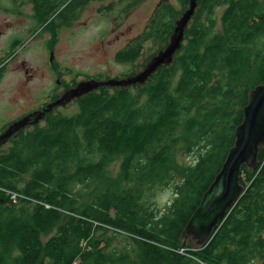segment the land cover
I'll return each instance as SVG.
<instances>
[{"label": "trees", "instance_id": "trees-1", "mask_svg": "<svg viewBox=\"0 0 264 264\" xmlns=\"http://www.w3.org/2000/svg\"><path fill=\"white\" fill-rule=\"evenodd\" d=\"M179 1L181 10L159 8L123 59L150 39L167 45L188 8ZM197 8L172 63L146 84L92 90L75 114H48L0 151V192L25 197L0 193V264H264V150L258 169L242 167L244 193L208 244L177 252L248 92L264 81V0H197ZM172 184L179 198L158 217L150 195Z\"/></svg>", "mask_w": 264, "mask_h": 264}, {"label": "flooded vegetation", "instance_id": "flooded-vegetation-1", "mask_svg": "<svg viewBox=\"0 0 264 264\" xmlns=\"http://www.w3.org/2000/svg\"><path fill=\"white\" fill-rule=\"evenodd\" d=\"M139 1L140 0H136V4H134L131 0H118L117 2H112V0H6L5 4L0 5V86L1 83L6 80L7 76L11 75L12 79L9 82V91H15V94H17L16 96H19L25 100H31L32 80L36 79L38 76H41V79L46 78L49 80V89L48 92L45 93L46 99L38 102L40 107L29 111L30 113L24 111L26 115L23 114L21 117L19 116L17 119L10 122L9 125L0 131V136L5 133L8 128L16 121L28 116L29 114L44 110L48 105L50 96L52 97V100L50 101L49 105L55 103L61 97L66 95L68 91L74 89L79 84L78 79H73L70 75V66L72 65L67 63L65 65H61L65 62H63V60L57 56L58 44L60 42L61 35H63L66 31L73 30V27L86 28V30L90 28H96L93 27L94 24L97 27H102V30L100 31H105L107 29V27H104V23H108V27H119L122 23L126 22L123 18V15H126L128 11V14L131 12L134 15V11H136ZM175 1L178 3V7H175V11L181 10L180 1ZM161 6L162 3H159L156 7H154V15L149 20V22L159 14L157 11ZM197 11L198 8H196V12ZM87 15H93L96 17L93 20H85L80 26H78V24L81 22L80 18ZM16 17L21 18L25 23L16 27ZM112 17L117 18L113 24L110 22ZM91 22H93V24L89 25ZM173 23L174 26L175 20ZM12 28L14 29L15 34L14 39L11 41L9 46L5 47L3 44V39L5 38L7 31ZM145 30L139 37L128 40L124 46L117 49L118 51H116L115 55L113 56V61L116 65L125 66L126 71L124 73L125 75H123V78H118L115 76V79H124L127 76H134L136 74L132 73V67L129 65H135V61L140 58L142 55L141 51L143 44L141 45V49L138 51V56L132 61L123 59L122 52L129 49L130 47H133V45H136L144 35ZM71 32L73 33V31ZM30 41L40 42L37 53L42 58V60L40 67L36 70L28 68L24 60L19 59L18 61V58H20L19 56L27 51ZM122 42L123 39H120L119 44L122 45ZM149 59H151V57ZM43 64L47 65V71L52 73V76H43L46 73V71H44ZM126 66L130 68L128 70L131 72L128 75H126ZM32 73H35V75ZM110 77L111 76L108 75L102 67L93 74L86 75L83 80L106 81L110 79ZM136 85H132L128 88L131 89ZM77 99L78 98H73L70 102L65 104V107L67 108L74 105L77 110ZM63 107V105L54 106L49 113H46L44 117L36 123H32L36 117L33 115L26 125L13 132L3 141H0V149L4 148L5 146L6 148L12 146L34 127H42L41 125L45 124L46 116L48 114H53L55 111L56 114L53 115L61 114L59 111L62 110ZM27 128H30V130L26 131Z\"/></svg>", "mask_w": 264, "mask_h": 264}, {"label": "water", "instance_id": "water-1", "mask_svg": "<svg viewBox=\"0 0 264 264\" xmlns=\"http://www.w3.org/2000/svg\"><path fill=\"white\" fill-rule=\"evenodd\" d=\"M196 8L197 0H189L188 8L175 21L174 31L163 49L160 50L152 39L143 44L145 52L135 61L136 74L134 76H127L124 79L113 78L106 81L79 79L77 87L68 91L55 103L13 123L0 136V141L26 125L33 115L36 117L32 123H36L54 106L63 105L62 109H64L65 104L73 98H79L99 87L126 88L136 84H146L150 76L159 67L171 64L174 54L182 48L184 31L191 26ZM150 57L151 59H149ZM120 78H123V75ZM260 150H264V81L247 94V103L242 108V120L234 129V143L229 148L220 170L203 193L198 207L182 230L180 235L181 248L186 247L195 251L201 250L208 244L215 234V228H218V225L222 223L225 216L244 193V186L240 182L242 167L246 166L249 171L256 170Z\"/></svg>", "mask_w": 264, "mask_h": 264}, {"label": "rangeland", "instance_id": "rangeland-1", "mask_svg": "<svg viewBox=\"0 0 264 264\" xmlns=\"http://www.w3.org/2000/svg\"><path fill=\"white\" fill-rule=\"evenodd\" d=\"M0 5L6 3V0H0ZM118 0H112V2H117ZM134 4H136V0H131ZM128 3V2H127ZM170 4L174 7H178V3L175 0H140L139 4L136 8V11L133 13L127 12L126 15H123L125 23H122L119 27H108L106 23H104V27L107 29L105 31L102 30V27H97L95 24L93 27L86 30V28H76L73 27V30L66 31L63 35H61L60 42L58 44V52L57 56L60 57L63 62L61 65L70 64V75L73 79H83L86 75L93 74L94 72L98 71L100 68H104V71L110 75V79L115 78L117 76L120 78L122 75H125V66L116 65L113 61V56L115 55L117 49L122 47L126 44V42L130 39H134L139 37L142 32L147 28L149 20L154 15V7L157 4ZM223 7L217 8L213 14L216 19V25L214 26L213 30L219 31L220 30V17L222 14ZM89 16V17H88ZM114 16V15H113ZM96 16L87 15L82 16L80 18V23L78 26L82 24L85 20H93ZM116 17H112L110 19L111 24L114 23ZM205 20V19H202ZM5 21V19H4ZM105 22V21H104ZM148 22V23H147ZM203 22V21H202ZM25 23L22 21L21 18L16 17L15 25L18 27L19 25ZM93 24V22L89 23V25ZM99 30V32H98ZM73 31V33L71 32ZM14 29H10L7 31L4 41V46L7 47L10 45L11 41L14 39ZM120 39H123L122 45L119 44ZM151 40V39H150ZM29 46L27 47V51L19 56L18 58L24 60L28 66L33 70H36L40 67L42 58L38 55V45L40 42L37 41H30ZM144 44V43H143ZM183 44V42L181 43ZM143 46V45H142ZM24 52V51H23ZM22 52V53H23ZM145 52L144 46L142 47L141 54ZM132 67V73L136 72V63L135 65H129ZM127 72L126 74H130V69L126 66ZM44 71L46 73L43 76H52V73L47 71V65L43 64ZM94 71V72H93ZM38 72V71H36ZM35 75V73H32ZM38 76L36 79L32 80L31 82V100H25L19 96H16L14 92L9 91V82L12 79L11 75L6 77V80L1 83L0 86V131L4 129L10 122L17 119V117L25 114V112L30 113L35 108H39L41 100H45V93L48 92L49 84L46 78H40ZM52 97H49L48 105ZM37 104V105H36ZM36 105V106H35ZM47 105V106H48ZM42 106V105H41ZM33 107V108H32ZM76 108L74 105L70 107H65L64 109L60 110L59 112L61 115L70 116L76 113ZM56 114V111L53 113ZM42 127L44 125H41ZM29 128L26 129V131ZM9 147L1 148L0 151H7ZM189 157L181 156L179 157V161H189ZM116 167V166H115ZM163 190L157 188L153 191V194L150 195V199L153 201V198L158 194L162 193ZM34 206V205H33ZM96 225V223H95ZM110 229L109 232H111ZM184 249H188L186 247L179 248V252H182L181 255L184 254Z\"/></svg>", "mask_w": 264, "mask_h": 264}, {"label": "clouds", "instance_id": "clouds-1", "mask_svg": "<svg viewBox=\"0 0 264 264\" xmlns=\"http://www.w3.org/2000/svg\"><path fill=\"white\" fill-rule=\"evenodd\" d=\"M195 163H198V160ZM195 163L191 166H195ZM175 187V184L169 185L164 188L162 193L153 198V210L158 214V217L165 214L179 198V193L175 190Z\"/></svg>", "mask_w": 264, "mask_h": 264}, {"label": "bare ground", "instance_id": "bare-ground-1", "mask_svg": "<svg viewBox=\"0 0 264 264\" xmlns=\"http://www.w3.org/2000/svg\"><path fill=\"white\" fill-rule=\"evenodd\" d=\"M165 18H166V17H165ZM170 20H171V19H170ZM167 22H168V21H167ZM147 23H148V22H147ZM78 25H79V24H78ZM185 31H187V30H185ZM52 34H53V33H52ZM185 36H186V35H185ZM161 41H162V40H161ZM117 51H118V50H117ZM132 72H133V71H132ZM126 75H127V74H126ZM73 82H74V81H73ZM61 84H62V83H61ZM72 84H73V83H72ZM62 86H63V85H62ZM57 99H58V98H57ZM44 107H45V106H44ZM32 108H33V107H32ZM40 110H41V109H40ZM25 115H26V114H25ZM20 117H21V116H20ZM70 118H71V117H70ZM18 119H19V118H18ZM21 132H22V131H21ZM184 154H185V153H184ZM257 169H258V168H257ZM251 176H252V175H251ZM117 177H118V176H117ZM116 179H118V178H116ZM213 179H214V178H213ZM113 181H114V180H113ZM110 185H112V184H110ZM244 185H245V184H244ZM245 186H246V185H245ZM1 187H2V186H1ZM110 188H111V186H110ZM115 191H116V190H115ZM4 192L6 193L5 197L7 196V197H6L7 199H9V198H8L9 196L11 197V199H10L11 201H12V197H13V196H16V198H17L19 201H21V200H22V201L25 200V197L22 195L23 193L21 194V193H19V192H16L15 190H14V191H11L10 189H7V188H6V190H5ZM4 192L1 191L0 193H2V195H3ZM122 192H123V191H122ZM5 193H4V194H5ZM114 194H115V193H114ZM24 195H25V194H24ZM26 196H27V195H26ZM5 197H4V198H5ZM18 200H17V201H18ZM33 200L36 201V200H38V199H37V198H33ZM17 201H16V202H17ZM12 202H13V201H12ZM12 202H11V203H12ZM26 203L29 204L30 202H26ZM33 203H34V202H33ZM33 203H32V204H33ZM18 204H19V203H18ZM37 205H38V204H37ZM34 206H36V205H34ZM40 206L42 207V205H40ZM43 206H45L46 208H50L49 206H47V205H45V204H44ZM37 207H38V206H37ZM42 208H43V207H42ZM47 210H48V209H47ZM220 225H221V223L218 225V227H219ZM105 229H108V228H105ZM217 229H218V228H215L214 232H215ZM108 231H109V230H108ZM120 236H121V235H120ZM130 239H131V238H130ZM256 239H257V238H256ZM121 240H122V239H121ZM133 240H134V239H133ZM131 241H132V240H131ZM135 245H136V244H135ZM239 245H240V244H239ZM237 246H238V245H237ZM240 246H242V245H240ZM138 247H139V246H138ZM139 249H140V247H139ZM140 250H141V249H140ZM178 250H179V249H178ZM178 250H177L178 253L183 254L182 252H179ZM135 252H136V251H135ZM188 253H189V252H188ZM193 256H194V255H193Z\"/></svg>", "mask_w": 264, "mask_h": 264}, {"label": "built area", "instance_id": "built-area-1", "mask_svg": "<svg viewBox=\"0 0 264 264\" xmlns=\"http://www.w3.org/2000/svg\"><path fill=\"white\" fill-rule=\"evenodd\" d=\"M17 200H18V199L16 198V196H13V197H12V201H13V203H15Z\"/></svg>", "mask_w": 264, "mask_h": 264}]
</instances>
